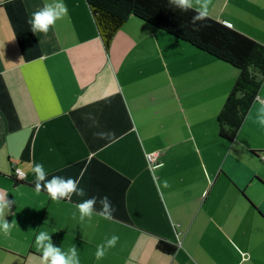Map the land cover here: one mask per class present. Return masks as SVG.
<instances>
[{
  "label": "crops",
  "instance_id": "crops-1",
  "mask_svg": "<svg viewBox=\"0 0 264 264\" xmlns=\"http://www.w3.org/2000/svg\"><path fill=\"white\" fill-rule=\"evenodd\" d=\"M56 4L65 14L33 31ZM189 4L264 44V0ZM238 74L134 15L106 48L86 0H0V264H49L47 243L73 264H264V78L236 137L218 129ZM53 178L81 192L52 199Z\"/></svg>",
  "mask_w": 264,
  "mask_h": 264
},
{
  "label": "trees",
  "instance_id": "trees-1",
  "mask_svg": "<svg viewBox=\"0 0 264 264\" xmlns=\"http://www.w3.org/2000/svg\"><path fill=\"white\" fill-rule=\"evenodd\" d=\"M86 1L106 48L134 15L238 68V77L217 118L220 136L230 141L236 137L264 78L263 43L217 18L201 17L200 10L181 7L174 0ZM157 247L167 253L176 250L163 238Z\"/></svg>",
  "mask_w": 264,
  "mask_h": 264
},
{
  "label": "clouds",
  "instance_id": "clouds-1",
  "mask_svg": "<svg viewBox=\"0 0 264 264\" xmlns=\"http://www.w3.org/2000/svg\"><path fill=\"white\" fill-rule=\"evenodd\" d=\"M176 4L181 7L190 6L189 0H174ZM66 6L62 4H56L55 6L46 5L43 9L38 11H34L31 13V18L29 22L33 25V31L39 29L42 31H47L48 26L53 24L57 19L61 18L66 12ZM199 15L201 17L206 15V9L200 11ZM261 112H264V106L261 107ZM260 123L264 125V116L261 117ZM19 171V169H17ZM33 171L37 177L36 189L40 190L39 180H42L44 177V171L40 164H36L33 168ZM46 191L50 194L52 199H56L57 196H65L73 192L77 191L79 194L81 192L80 189L76 188V183L72 179H68L67 181L53 178L50 182L45 184ZM94 199L84 200L83 202L77 205L80 217L84 218L88 216L92 211V206L94 204ZM105 209H108L109 205L107 200L103 201ZM7 204V201L4 199V195H0V210H3ZM9 223L5 221L2 217H0V232L8 233L9 232ZM38 244L40 242L48 241V233L46 231H40L39 235L36 237ZM119 237L117 235H112L106 241L107 246L113 247L115 246ZM104 255V250L100 245H97L95 251V257L99 259ZM51 258L49 264H73L71 259H66L63 254L60 253L59 249L53 248L50 243H47L43 250V258Z\"/></svg>",
  "mask_w": 264,
  "mask_h": 264
},
{
  "label": "built area",
  "instance_id": "built-area-1",
  "mask_svg": "<svg viewBox=\"0 0 264 264\" xmlns=\"http://www.w3.org/2000/svg\"><path fill=\"white\" fill-rule=\"evenodd\" d=\"M228 24H230V23H228ZM258 154H259L261 161L264 163V150L260 151ZM159 155H160V153L158 151H153V152L147 153V159H148L149 163L159 164V161H158ZM15 171H16V175L19 179H22L25 176L22 170L19 169V171H17V170H15Z\"/></svg>",
  "mask_w": 264,
  "mask_h": 264
}]
</instances>
